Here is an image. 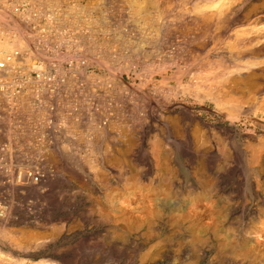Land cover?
<instances>
[{
	"label": "rangeland",
	"instance_id": "obj_1",
	"mask_svg": "<svg viewBox=\"0 0 264 264\" xmlns=\"http://www.w3.org/2000/svg\"><path fill=\"white\" fill-rule=\"evenodd\" d=\"M40 2L0 0L36 43L0 85V264H264V0Z\"/></svg>",
	"mask_w": 264,
	"mask_h": 264
},
{
	"label": "bare ground",
	"instance_id": "obj_2",
	"mask_svg": "<svg viewBox=\"0 0 264 264\" xmlns=\"http://www.w3.org/2000/svg\"><path fill=\"white\" fill-rule=\"evenodd\" d=\"M5 1V0H4ZM8 1V0H7ZM10 1H12V0H10ZM46 1V0H45ZM60 1V0H59ZM149 1V0H148ZM13 2H14V0H13ZM22 2V1H21ZM36 2V1H35ZM39 2H40V0H39ZM43 2V1H42ZM141 2V1H140ZM18 3V2H17ZM36 3H38V2H36ZM41 3V2H40ZM56 3V2H55ZM32 4V3H31ZM42 4H44V3H42ZM47 4V3H46ZM50 4V3H49ZM37 5V4H36ZM87 5V4H86ZM144 5V4H143ZM142 5V6H143ZM6 5H4V7H5ZM37 6H39V5H37ZM79 6V5H78ZM84 6V5H83ZM40 7V6H39ZM72 7V6H71ZM13 8V7H12ZM55 8V7H54ZM80 8V7H79ZM14 9V8H13ZM31 9V8H30ZM39 9V8H38ZM72 9V8H71ZM76 9V8H75ZM146 9V8H145ZM9 10V9H8ZM36 10H37V8H36ZM51 10V9H50ZM49 10V11H50ZM53 10H55V9H53ZM57 10V9H56ZM80 10V9H79ZM81 10H83V9H81ZM143 10H144V8H143ZM41 11V14L43 13L42 12V10H40ZM139 11V10H138ZM146 11V10H145ZM15 11H13V13H14ZM32 12H34V11H32ZM39 12V11H38ZM37 11L36 12H34L33 13V19L34 18H37V16L39 15V13H38ZM57 12V11H56ZM143 12V11H142ZM6 13V12H5ZM4 12H2L1 11V9H0V19L1 18H9V17H11L10 15L7 17V15L8 14H5ZM19 13V12H18ZM23 13V12H22ZM37 13H38V15H37ZM46 13V12H45ZM50 13V12H49ZM137 13V12H136ZM139 13V12H138ZM16 14V13H15ZM57 14V13H56ZM80 14V13H79ZM18 15V14H17ZM16 15V16H17ZM19 15H20V13H19ZM31 15V14H30ZM30 15H29V18H30ZM50 15V14H49ZM51 15H53L52 13H51ZM140 15V14H139ZM14 16V15H13ZM44 16V15H43ZM46 16V15H45ZM54 16H55V14H54ZM58 16V15H57ZM56 16V17H57ZM77 16H79L78 14H76L75 13V15H74V17H75V20L74 21H78V20H80V19H78V17ZM52 17V18H51ZM50 18H51V20L49 19V16H48V19L50 20V21H48V22H51L52 21V19L54 18L53 16H51ZM60 17H61V15H60ZM25 18V17H24ZM32 18V17H31ZM58 18V17H57ZM79 18H80V16H79ZM147 18V17H146ZM12 19V18H11ZM38 19V18H37ZM37 19H35V20H37ZM6 20V19H5ZM18 20H19V18H18ZM53 20H55V19H53ZM61 19H59V21H60ZM63 20V19H62ZM61 20V21H62ZM11 21V20H10ZM9 21V22H10ZM60 21V22H61ZM64 21V20H63ZM140 21V20H139ZM15 22V21H14ZM38 22H39V19H38ZM54 22V21H53ZM58 22V21H57ZM69 22V21H68ZM87 22H88V20H87ZM4 23V22H3ZM55 23V22H54ZM73 23V22H72ZM78 23H79V21H78ZM77 23V26L79 25ZM6 24V23H5ZM64 24V23H63ZM67 24V23H66ZM74 24V23H73ZM81 24V23H80ZM87 24V23H86ZM86 24L85 25H83V27L84 26H86ZM48 25V24H47ZM65 25V24H64ZM76 25V24H75ZM88 25V24H87ZM44 26V25H43ZM51 27H54V26H52V24L50 25ZM50 26H49V28H50ZM59 26H61L60 25V23H59V25H58V27ZM7 27V26H6ZM48 27V26H47ZM57 27V28H58ZM74 27H76V26H74ZM80 27H82V25L80 26ZM1 28V27H0ZM14 28V27H13ZM18 28V27H17ZM66 28H68V27H66ZM87 28V27H86ZM89 28V27H88ZM44 29V28H43ZM54 29V28H53ZM61 30H62V28H60ZM59 29V30H60ZM64 29V28H63ZM79 29V28H78ZM92 29V28H91ZM16 30V29H15ZM81 30V29H80ZM84 30H85V28H84ZM89 30H90V28H89ZM93 30V29H92ZM3 30H1L0 29V61L1 62H3L4 64H3V66H1L0 67V85H3L4 83H6V81H8L9 79H13V78H15V76H19V73H21L20 72V68H19V66H21L24 62H27V61H29L30 60V58L32 57V55L34 54V52H35V49L36 48H34V46L36 45V43H35V45L34 46H29V47H27V44L26 43H24V41L22 42V38H25V36H24V34L25 33H19L20 35H18L17 34V36H16V34H15V36H16V38H15V36H14V38H15V40L13 41V40H11L10 39V37H11V35L12 34H10L9 36V38H8V33H7V37L6 36H4V33L6 32H2ZM9 31V30H8ZM65 31V30H64ZM17 32V31H16ZM77 32V31H76ZM75 32V33H76ZM80 32V31H79ZM87 32V31H86ZM91 32V31H90ZM10 33V32H9ZM48 33V32H47ZM46 33V34H47ZM49 33H51V31H49ZM74 33V34H75ZM80 33H82V32H80ZM79 33V34H80ZM263 33V32H262ZM6 34V33H5ZM83 34V33H82ZM91 34V33H90ZM48 35V34H47ZM52 35V34H51ZM81 35V34H80ZM79 35V36H80ZM75 36V35H74ZM259 36V35H258ZM257 36V37H258ZM261 36V35H260ZM259 36V37H260ZM34 37V36H33ZM50 37V36H49ZM58 37V36H57ZM66 37V36H65ZM75 37H78L77 35L75 36ZM81 37L83 38L84 36H82L81 35ZM80 37V38H81ZM90 37V36H89ZM89 37H87L86 39H88ZM264 37V36H263ZM54 38H55V36H54ZM85 38V37H84ZM91 38V37H90ZM261 38H262V36H261ZM12 39H13V37H12ZM33 39V38H32ZM32 39L30 40L31 42L30 43H34V42H32ZM37 39L35 38V41H36ZM90 40V39H89ZM46 41V40H45ZM58 41H60V40H58ZM69 41V40H68ZM78 41V40H77ZM76 41V42H77ZM21 42V43H20ZM75 42V41H74ZM26 44V46L25 45H22L21 46V44ZM50 43V42H49ZM39 44V43H38ZM120 44V43H119ZM18 47H17V46ZM33 45V44H32ZM83 45V44H82ZM40 46V45H39ZM79 46V45H78ZM96 46V45H95ZM147 46V45H146ZM20 48L21 49V52H17L18 50L20 51V49H18L17 51L15 50V48ZM24 47H26V48H24ZM38 47V46H37ZM29 48V49H28ZM43 49V48H42ZM32 51H34V52H32ZM36 51H38L39 52V49L38 50H36ZM95 51V50H94ZM42 52V51H41ZM44 52V51H43ZM33 53V54H32ZM99 55V54H98ZM34 56V55H33ZM35 58V57H34ZM107 59V58H106ZM62 60V59H61ZM161 63V62H160ZM28 65V64H27ZM33 65V64H32ZM25 66H26V64H25ZM166 66V65H165ZM247 66V65H246ZM22 68V67H21ZM127 69V68H126ZM158 69V68H157ZM22 71H24L23 70V68H22ZM32 71H34V70H32ZM64 71V70H63ZM125 71H127V70H125ZM39 72V71H38ZM180 72H182V71H180ZM32 73V72H31ZM35 73V72H34ZM189 73V72H188ZM188 73H186V74H188ZM36 74V73H35ZM44 74V73H43ZM43 74H41V75H43ZM176 74V73H175ZM174 74V75H175ZM182 74V73H181ZM180 74V75H181ZM21 75V74H20ZM32 75V74H31ZM30 76V75H29ZM40 76V73H38V76L37 77H39ZM100 76V75H99ZM176 76H177V74H176ZM179 76V75H178ZM13 77V78H12ZM20 77V76H19ZM32 77H33V75H32ZM165 78H167L166 76H164ZM36 78V77H35ZM34 78V79H35ZM179 78V77H178ZM17 79H19V78H17ZM150 79H151V77H150ZM215 79V78H214ZM163 80V79H162ZM181 79H179V81H180ZM210 80H211V78H210ZM12 81V80H11ZM14 82H15V80H13ZM18 81V80H17ZM23 81H24V78H23ZM165 81V80H164ZM178 81V80H177ZM13 82V83H14ZM19 82H20V80H19ZM26 82V81H25ZM36 82V81H35ZM64 82V81H63ZM110 82V81H109ZM181 82V81H180ZM201 82H203V81H201ZM22 83V82H21ZM37 83V82H36ZM198 83V82H197ZM204 83V82H203ZM213 83V82H212ZM7 84V83H6ZM12 84V83H11ZM200 84V83H199ZM210 84H211V82H210ZM18 85H19V83H18ZM17 84L15 85V86H18ZM100 85V84H99ZM191 85V84H190ZM204 85V84H203ZM6 86V85H5ZM10 86V85H9ZM12 86H14L13 84H12ZM14 86V87H15ZM179 86V85H178ZM201 86V85H200ZM18 87H20V86H18ZM24 87V86H23ZM50 87V86H49ZM146 87V86H145ZM188 87V86H187ZM191 87V86H190ZM189 87V88H190ZM7 88H8V86H7ZM11 88H13V87H11ZM56 88V87H55ZM136 88V87H135ZM144 88V87H143ZM198 88V87H197ZM200 88V87H199ZM202 88H204L203 86H202ZM22 89V88H21ZM188 89V88H187ZM158 90V89H157ZM160 90V89H159ZM178 90V89H177ZM190 90V89H189ZM196 91H197V89H195ZM194 90V91H195ZM198 90H201V89H198ZM203 90V89H202ZM20 91V90H19ZM123 91V90H122ZM125 91V90H124ZM156 91V90H155ZM16 92V94H14V91H12V90H10L8 93H6L5 95H3L5 98H6V95L9 97V95H14V96H18L19 95V93H17L18 92V90L17 91H15ZM145 91L143 90V92H141V93H144ZM147 92V91H146ZM187 92V91H186ZM197 92H199V91H197ZM201 92V91H200ZM37 93V92H36ZM65 93V92H64ZM203 93H206V92H203ZM208 93V92H207ZM3 94V93H2ZM1 94V95H2ZM129 94V93H128ZM136 94V93H135ZM212 94V93H211ZM179 95V94H178ZM213 95V94H212ZM212 95H209V96H212ZM215 95V94H214ZM12 96H11V98H12ZM20 96V95H19ZM131 96V95H130ZM139 96V95H138ZM144 96V95H143ZM151 96V95H150ZM27 97V96H26ZM58 97V96H57ZM123 97V96H122ZM129 97V96H128ZM141 97V96H140ZM159 97V96H158ZM206 97V96H205ZM153 98H154V96H153ZM156 98V97H155ZM201 98V97H200ZM202 98H203V96H202ZM201 98V99H202ZM207 98H208V95H207ZM212 98V97H211ZM4 99V98H3ZM69 99V98H68ZM101 99V98H100ZM144 99H147V98H144ZM152 99V98H151ZM198 99V98H197ZM204 99V98H203ZM206 99V98H205ZM32 100V99H31ZM55 100V99H54ZM138 100H139V98H138ZM161 100V99H160ZM200 100V99H199ZM127 101V100H126ZM141 101H142V99H141ZM145 101V100H144ZM143 101V102H144ZM147 101V100H146ZM45 102H46V100H45ZM128 102V101H127ZM137 102V101H136ZM149 102V101H148ZM25 103V102H24ZM142 103V102H141ZM141 103H140V105H141ZM164 103V102H163ZM147 103H145L144 105H146ZM203 104V103H202ZM148 105V104H147ZM170 105V104H169ZM138 106V105H137ZM150 106V105H149ZM156 106V105H155ZM160 106V105H159ZM165 106H166V104H165ZM175 106V105H174ZM179 106V105H178ZM152 107V106H151ZM154 107V106H153ZM152 107V108H153ZM162 107V106H161ZM173 107V106H172ZM148 108V107H147ZM236 108V107H235ZM161 109V108H160ZM164 109V108H163ZM239 109V108H238ZM243 109V108H242ZM249 109V108H248ZM251 109V108H250ZM9 110V109H8ZM252 110V109H251ZM141 111V110H140ZM145 111V110H144ZM8 112V111H7ZM39 112V111H38ZM143 112V111H142ZM188 112V111H187ZM249 112V111H248ZM251 112V111H250ZM249 112V113H250ZM185 113V112H184ZM236 115V114H235ZM262 116V115H261ZM249 117V116H248ZM250 119V118H249ZM256 119V118H255ZM5 121V120H4ZM31 121V120H30ZM6 122V121H5ZM2 123V122H1ZM0 123V124H1ZM8 123V122H7ZM256 123V122H255ZM18 124V123H17ZM260 124V123H259ZM3 125V124H2ZM38 125V124H37ZM4 126V125H3ZM1 127V126H0ZM37 127V126H36ZM56 127V126H55ZM264 127V126H263ZM3 128V127H2ZM6 128V127H5ZM25 128V127H24ZM62 128V127H61ZM51 130V129H50ZM9 131V130H8ZM22 131V130H21ZM24 131V130H23ZM3 132V131H2ZM1 132V133H2ZM6 132V131H5ZM10 133V132H9ZM5 135V134H4ZM10 135V134H9ZM9 135H7V136H9ZM5 137V136H4ZM20 143V142H19ZM175 143V142H174ZM59 144V143H58ZM173 145V144H172ZM175 146V145H174ZM182 146V145H181ZM176 153V152H175ZM74 154V153H73ZM15 155V154H14ZM67 156V154L65 155V157ZM72 157H73V155H72ZM76 157V156H75ZM68 158V157H67ZM66 158V159H67ZM88 158V157H87ZM86 158V159H87ZM70 159V158H69ZM68 159V160H69ZM67 160V161H68ZM78 159L76 158V161H77ZM76 161H73V162H75V163H77V164H79L78 162H76ZM70 162V161H69ZM67 163V162H66ZM81 163V162H80ZM98 163V162H97ZM29 165V164H28ZM56 165V164H55ZM64 165V164H63ZM74 165V164H73ZM80 165H82V164H80ZM64 166H66V165H64ZM63 168V167H62ZM15 169V168H14ZM49 169V168H48ZM57 169V168H56ZM42 171V170H41ZM49 171V170H48ZM57 171V170H56ZM40 173V172H39ZM55 173V172H54ZM57 173H58V171H57ZM59 173H61V171L59 172ZM34 175V174H33ZM56 176V175H55ZM37 177V176H36ZM47 177V176H46ZM52 177V176H51ZM40 178L41 177H39V178H37L38 179V182L39 183H42L41 181H40ZM48 178V177H47ZM19 179V178H18ZM51 179V178H50ZM41 180H42V178H41ZM20 181H24V182H26V185H23V187L21 188V189H24V191H26L27 193H30L29 195H30V197H31V195H33L36 191L32 188V187H30V186H35V185H39V183H37V181L35 180V177H33L32 176V174H28V172L27 173H22L21 174V180ZM43 181V180H42ZM50 181V180H49ZM27 183H31L32 185H27ZM35 188V187H34ZM38 188V187H37ZM56 189V188H55ZM3 190V189H2ZM19 191H20V186L19 185H15V186H13L12 187V190H11V192L10 193H12V195L14 196V199H18L19 198V196H20V193H19ZM21 192V191H20ZM40 192V191H39ZM54 192H56V190L54 191ZM63 192V191H62ZM23 193H25V192H23ZM26 193V194H27ZM64 193V192H63ZM25 194V195H26ZM49 194V193H48ZM51 195V194H50ZM53 195V194H52ZM7 196V195H6ZM48 196V195H47ZM57 196V195H56ZM59 196V195H58ZM30 197H28V198H30ZM38 197H39V195H38ZM53 197V196H52ZM2 198V197H1ZM13 198V197H12ZM24 198V197H23ZM48 198V197H47ZM50 198V197H49ZM55 198V197H54ZM6 199H7V197H6ZM43 199H45V198H43ZM52 199V198H51ZM59 199V198H58ZM4 200V199H3ZM9 200V199H8ZM25 200V199H24ZM24 200H23V202H24ZM56 200V199H55ZM60 200H61V198H60ZM18 201V200H17ZM46 201V200H45ZM9 202V201H8ZM11 202H12V200H11ZM16 202V201H15ZM9 204V203H8ZM17 205V204H16ZM2 206V205H1ZM7 206V205H6ZM26 205H24V207H25ZM5 207V206H4ZM3 208V207H2ZM7 209V208H6ZM8 209H9V213L10 214H12L14 211H15V208H14V204L13 203H11L9 206H8ZM8 209H7V211H8ZM37 209V208H36ZM3 210V209H2ZM38 211V210H37ZM0 212H1V210H0ZM30 212V211H29ZM2 213V212H1ZM5 213V212H4ZM7 213V212H6ZM8 214V213H7ZM3 216V215H2ZM10 216V215H9ZM11 217V216H10ZM9 217V218H10ZM4 218V217H3ZM7 218V217H6ZM10 220V219H9ZM5 230V229H4ZM15 230V229H14ZM16 231V230H15ZM16 232H18V231H16ZM19 234H20V231L18 232ZM12 234V233H11ZM3 236V235H2ZM4 237V236H3ZM27 238V237H26ZM35 238V237H34ZM10 239H12V238H10ZM18 240H20V243H21V239H18ZM27 240V239H26ZM23 241V243H26V241L23 239L22 240ZM25 241V242H24ZM14 242V241H13ZM16 243H18V242H15V244ZM27 244V243H26ZM18 245V244H17ZM21 247V249L23 248V247H25V246H28V245H24V244H19ZM24 245V246H23ZM37 246V245H36ZM99 246V245H98ZM104 246V245H103ZM14 247V246H13ZM18 247V246H17ZM29 247V246H28ZM35 247V246H34ZM84 247V246H83ZM27 248V247H26ZM105 248V247H104ZM30 249V248H29ZM79 249H80V247H79ZM95 249V248H94ZM97 249V248H96ZM78 250V249H77ZM86 250V249H85ZM84 250V251H85ZM107 250V249H106ZM109 250V249H108ZM86 252V251H85ZM89 252V251H88ZM91 252H93L92 250H91ZM98 252V251H97ZM104 252V251H103ZM90 253V252H89ZM99 254V253H98ZM84 255V254H83ZM103 255H104V253H103ZM109 257V256H108ZM70 263V262H69ZM72 263V262H71Z\"/></svg>",
	"mask_w": 264,
	"mask_h": 264
},
{
	"label": "built area",
	"instance_id": "obj_3",
	"mask_svg": "<svg viewBox=\"0 0 264 264\" xmlns=\"http://www.w3.org/2000/svg\"><path fill=\"white\" fill-rule=\"evenodd\" d=\"M3 64H4V63L0 61V67L3 66Z\"/></svg>",
	"mask_w": 264,
	"mask_h": 264
}]
</instances>
